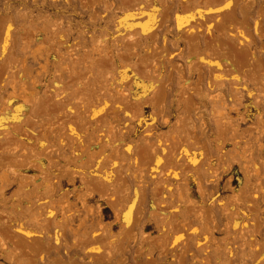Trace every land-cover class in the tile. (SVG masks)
Here are the masks:
<instances>
[{"label": "rangeland", "instance_id": "1", "mask_svg": "<svg viewBox=\"0 0 264 264\" xmlns=\"http://www.w3.org/2000/svg\"><path fill=\"white\" fill-rule=\"evenodd\" d=\"M0 264H264V0H0Z\"/></svg>", "mask_w": 264, "mask_h": 264}, {"label": "bare ground", "instance_id": "2", "mask_svg": "<svg viewBox=\"0 0 264 264\" xmlns=\"http://www.w3.org/2000/svg\"><path fill=\"white\" fill-rule=\"evenodd\" d=\"M186 2H187V1H186ZM211 3H212V2H211ZM221 3H222V2H221ZM213 4H215V3H213ZM219 4H220V3H219ZM219 4H215V5H219ZM186 6H187V5H186ZM193 8H194V7H193ZM191 9H192V8H191ZM195 11H196V10H195ZM185 12H186V11H185ZM188 65H189V64H188ZM157 66L159 67V64H158ZM157 66H156V67H157ZM190 66H191V65H190ZM190 66H189V67H190ZM192 67H193V66H192ZM197 67H198V66H197ZM177 68H178V67H177ZM180 70H181V69H180ZM193 70H194V69H193ZM213 73H214V74H213ZM213 73H212V77H213V75L216 76V69L213 70ZM179 75H181V74H179ZM154 76H155V75H154ZM150 77H151V76H150ZM155 77H156V76H155ZM212 77H211V81H212ZM151 78H152V77H151ZM180 78H181V77H180ZM215 78H216V77H215ZM215 80H217V79H215ZM218 81H219V80H217V83H218ZM184 82H185V81H184ZM208 82H209V81H208ZM215 82H216V81H214V83H215ZM221 82H222V81H221ZM214 83H213V84H214ZM217 83H216V84H217ZM185 84H186V83H185ZM214 85H215V84H214ZM185 88H186V87H185ZM186 90H187V89H186ZM186 90H185V91H186ZM187 91H188V90H187ZM237 91H238V90H237ZM190 92H191V91H190ZM187 99H188V96H187ZM185 101H186V100H185ZM155 102H156V101H155ZM156 103H157V102H156ZM163 108H164V107H163ZM225 125H226V124H225ZM223 129H224V128H223ZM220 130H221V129H220ZM222 131H223V130H222ZM172 146H173V145H172ZM180 146H181V145H180ZM180 146H179V147H180ZM168 148H169V147H168ZM176 148H177V147H176ZM180 148H182V147H180ZM174 149H175V148H174ZM187 150H188V149H187ZM189 150H190V149H189ZM169 151H170V150H169ZM173 151H174V150H173ZM177 151H178V149H177ZM181 152H183V151H181ZM189 152H190V151H189ZM189 152H188V153H189ZM171 153H172V151H170L169 154H170L171 157H173V156L175 155V154H174L175 152H173L172 155H171ZM186 153H187V152H186ZM173 154H174V155H173ZM186 157L189 158V159H192V158H193L191 155H188V156H186ZM172 173H173V172H172ZM168 174H169V172H168ZM176 174H177V173H175L174 175H176ZM162 185H163L162 187H165V188H168V187H169V184H167V183H165V182H164V184H162ZM197 185H198V189H199L200 191H202L199 180L197 181ZM169 188H170V187H169ZM169 190H170V189H169ZM124 218H126V217H125V214H124Z\"/></svg>", "mask_w": 264, "mask_h": 264}]
</instances>
